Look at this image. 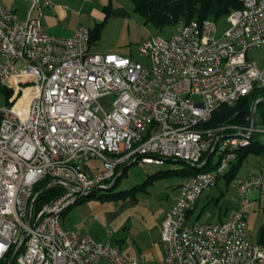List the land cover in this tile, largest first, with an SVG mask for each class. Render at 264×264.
<instances>
[{
	"label": "built area",
	"instance_id": "obj_1",
	"mask_svg": "<svg viewBox=\"0 0 264 264\" xmlns=\"http://www.w3.org/2000/svg\"><path fill=\"white\" fill-rule=\"evenodd\" d=\"M241 1L219 34L216 21L203 18L179 21L168 38L141 40L147 62L89 50L83 24L66 36L50 34L40 11L51 0H29L24 18L0 1V86L10 90L0 104V261L8 264L18 245L10 264H139L108 239L62 227L60 217L107 188L117 166L172 158L212 166L181 183L162 219L164 255L151 264H264V241L247 236L244 209L249 192L264 199V166L236 177V203L225 219L187 220L252 133L264 139V124L254 119L203 124L219 104L233 105L264 84V68L246 54L264 43V0ZM109 94L107 110L99 99ZM92 158L100 160L95 171ZM50 187L56 194L36 203Z\"/></svg>",
	"mask_w": 264,
	"mask_h": 264
},
{
	"label": "rangeland",
	"instance_id": "obj_2",
	"mask_svg": "<svg viewBox=\"0 0 264 264\" xmlns=\"http://www.w3.org/2000/svg\"><path fill=\"white\" fill-rule=\"evenodd\" d=\"M114 5L122 7L126 10V14L119 17L110 16L107 18L101 27L99 37L94 43L90 45L91 51L99 52H117L126 54L127 56H133L134 58L140 59L141 61L147 62L145 54L139 50V43L143 39H149L151 37L160 36L168 38L171 32L174 31L175 25H166L162 28L157 27L151 21H148L144 16L134 10V6L131 0H113ZM227 16H221L216 19L217 33L224 30L229 22ZM97 21V20H96ZM101 21V20H100ZM95 22V21H93ZM91 23L90 26H94L95 23ZM247 57L256 62L259 68H264V43L259 46L250 47L246 51ZM4 88L0 86V104L7 102V96ZM9 90V89H8ZM114 99L113 94L105 95L100 97V102L105 109L111 108V103ZM258 113H254V120L258 122ZM264 143V139H262ZM259 156L264 157V153ZM259 157L248 155L236 172L235 176L230 177L227 180L224 176H219L217 182L213 186H209L207 189L214 190L213 198L206 197L198 201L194 213L198 210L200 212L199 218L202 219L208 215L210 222L218 221V208L220 202L214 198L221 192L223 194L232 195L235 194V180L239 175H243L250 170H253L256 160ZM218 159V152L215 151L212 154L211 161L216 162ZM100 160L98 158H92L88 161L89 165H97ZM254 163V166H252ZM127 164V163H126ZM186 164L174 160L166 159L161 163H149L142 164L140 162H134L129 165L124 175L117 179L114 185L115 190L130 189L131 194L125 198L112 200V199H99L90 197V199L102 201L106 207L115 208L116 205L131 206L129 209V216L123 217L120 215L118 220L109 221L106 219L105 222H99L95 227L97 228L98 235H95V239H110L112 243H118L121 251L125 255L139 257L142 264L151 262L156 251L160 250L161 247L158 242L151 240L148 237L154 233L158 225L160 213L165 209L169 202L168 192L177 188L178 184L183 179V175L180 172ZM158 170H170L168 173L159 174L146 181L149 174ZM207 189H204L206 191ZM202 191V192H204ZM252 193H250L251 196ZM264 200H261V206ZM130 204V205H128ZM123 220V221H121ZM147 231V232H146ZM100 234V235H99ZM144 236L147 237L144 240Z\"/></svg>",
	"mask_w": 264,
	"mask_h": 264
},
{
	"label": "crops",
	"instance_id": "obj_3",
	"mask_svg": "<svg viewBox=\"0 0 264 264\" xmlns=\"http://www.w3.org/2000/svg\"><path fill=\"white\" fill-rule=\"evenodd\" d=\"M0 1L5 6L10 8L13 11V13H15L19 18H24L26 16L27 14L26 12L28 11L30 4L29 0H0ZM108 1L109 0H51L50 5L42 6V10L40 11L41 12L40 19L42 25L45 26V28L50 34L66 36L71 34L73 29L77 25L83 24L88 27H93L90 26V24L93 21L100 22V20H102L105 17V10H103V8L108 3ZM32 13L34 15L37 14L36 10H34ZM125 14H126V10L122 9V7L114 5L113 0H111L109 14L107 18H109L110 16H114V17H119L122 15L124 16ZM260 154H251L254 157H259V159L258 158L254 159L256 160V162H255V166L254 163L252 165L254 166L253 170H250L249 172H246L243 175H239V177H244L249 173L258 172L260 168L264 166V157L259 156ZM142 164H149V163H142ZM87 165L90 168V170L95 171V169L100 167V161L98 162L97 165H89V164ZM184 179L185 176H183L182 181L176 184L177 188L167 193L168 197H170L169 198L170 200L167 206H165L166 208L163 209L160 213L158 225L156 229H154L155 232L150 234L149 235L150 237H148L153 241L156 240L160 245L161 249L156 251L155 257L151 262L144 264L154 263L164 255L165 248L163 247L164 246L163 243H161L160 241L161 224L163 221L162 219H164L166 212L170 208L169 206L174 204L179 198L180 185ZM225 179H226L225 183H227V178ZM234 191L235 194L232 195L223 194V192H221L220 194L215 196L216 198L214 199L220 202V204H218L219 205L218 217H217L218 221L225 219L228 209L231 206L235 205L236 187ZM213 193L215 192L214 190L212 191L211 189H207L206 191L201 193L195 205H193L194 207L188 211L187 214L188 222H193V221L210 222L209 219L207 218L208 215H206L202 219L199 218L203 206L201 207L200 210H198L196 214L194 213V211L196 209L198 201L202 200L205 197L206 198L209 197V195H210L209 198H213L212 195ZM250 193H252L251 196ZM248 197H249V201L246 205H244V209L246 210L247 213V216H245L247 221L246 234L251 240L259 241L260 232H261L260 229L264 227L263 202L261 206V200L264 199L258 197L256 191L249 192ZM94 198L97 199V197ZM94 198L90 199V197H88L86 199H83L71 205L67 210H65L60 217L61 226L64 228L75 230L77 232L87 233L88 235L94 238L96 237L95 235H98L97 228L95 227V225H97L99 222H105L106 219H109V221L118 220L120 218V215L122 214L123 217L129 216V209L131 206H127V204L116 205V207L114 208L112 205L111 207L108 208L104 205L102 201L100 202L98 200H94ZM206 200L208 201L209 199L207 198ZM146 239L147 237L144 236V240ZM108 240L111 242L110 239ZM112 244L117 245L119 247L118 243H112ZM125 256L129 258H135V256H130L128 254ZM136 258L138 259L137 260L138 263L142 264L139 257Z\"/></svg>",
	"mask_w": 264,
	"mask_h": 264
},
{
	"label": "trees",
	"instance_id": "obj_4",
	"mask_svg": "<svg viewBox=\"0 0 264 264\" xmlns=\"http://www.w3.org/2000/svg\"><path fill=\"white\" fill-rule=\"evenodd\" d=\"M134 6V10L141 13L144 18L148 21H151L154 25L159 28H162L166 25H177L180 22H187L190 19L202 20L203 18H210L216 21L221 16H227L233 8H239L242 6L241 0H131ZM111 5V0L105 5L103 10H105V17L99 22H95V25L90 28V45L96 41L101 32V27L103 22L106 20L109 9ZM6 96L9 95L10 90L4 88ZM264 97V84L255 85L254 88L245 96L241 97L233 105H228L221 103L219 104L214 111H212V116L203 122L205 126H217L222 124H241L248 125L251 120L252 108L255 103L254 113H258L260 124H264V100L259 97ZM258 134H253L250 136V141L248 144L241 146L237 150L236 160L230 166V169L227 170L224 174L227 180H230V177L235 176L240 163L251 154H260L264 152V143L258 137ZM172 159V158H170ZM169 160V159H168ZM185 163L186 165L180 170L183 176H188L198 171H205L211 168V163L209 159L206 163L201 166H195L183 160L174 159ZM136 161H133V163ZM121 165L117 166V170ZM127 166L121 171L120 175L116 180L110 184L107 188L101 189L98 191H92L88 195L81 198L79 201L86 199L88 197L94 196L99 199H112L117 200L125 198L127 195L131 194L130 189H114V185L117 182V179L124 175L126 172ZM170 170H158L149 174L146 178L150 180L152 177L168 173ZM58 188L50 187L42 190L36 198V203L40 204L49 198L53 197L56 194ZM78 201V202H79ZM260 240L264 241V227L260 229ZM23 247L20 248V250ZM0 264H6V260L0 261Z\"/></svg>",
	"mask_w": 264,
	"mask_h": 264
},
{
	"label": "water",
	"instance_id": "obj_5",
	"mask_svg": "<svg viewBox=\"0 0 264 264\" xmlns=\"http://www.w3.org/2000/svg\"><path fill=\"white\" fill-rule=\"evenodd\" d=\"M264 100V97L262 96V97H259L258 99H257V101L258 100ZM254 109H255V103H254V106H253V108H252V113H251V122L253 121V119H254ZM133 161L134 160H131V161H129L127 164H125V165H123V166H121V168H119L120 170L117 172V174L113 177V179H112V181H111V184L116 180V178L120 175V173H121V171L126 167V166H129V165H131L132 163H133ZM196 166V165H195ZM24 236H25V231H23L22 233H21V239L23 240V238H24ZM17 247H18V245L16 246V248L13 250V252H11V255L9 256V258H8V260H7V263L8 264H10L11 263V261H12V259H13V257H14V255H15V253H16V250H17Z\"/></svg>",
	"mask_w": 264,
	"mask_h": 264
}]
</instances>
